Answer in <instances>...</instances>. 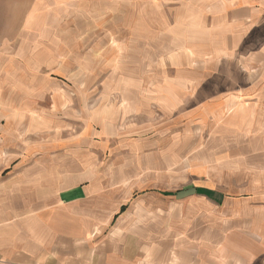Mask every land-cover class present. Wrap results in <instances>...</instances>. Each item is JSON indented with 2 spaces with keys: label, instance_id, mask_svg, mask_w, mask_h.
<instances>
[{
  "label": "crops",
  "instance_id": "obj_1",
  "mask_svg": "<svg viewBox=\"0 0 264 264\" xmlns=\"http://www.w3.org/2000/svg\"><path fill=\"white\" fill-rule=\"evenodd\" d=\"M172 7L182 41L166 67L145 65L135 94L96 96L75 127L48 122L30 144L0 114V264H264V131L249 128L264 119V0ZM204 110L254 133L257 155L187 158L178 187L179 157L152 152L177 151Z\"/></svg>",
  "mask_w": 264,
  "mask_h": 264
},
{
  "label": "rangeland",
  "instance_id": "obj_2",
  "mask_svg": "<svg viewBox=\"0 0 264 264\" xmlns=\"http://www.w3.org/2000/svg\"><path fill=\"white\" fill-rule=\"evenodd\" d=\"M172 2L0 0V114L6 113V126L25 129L21 138L30 144L37 128L54 126L67 132L75 127L80 106L90 112L97 106L96 96L135 94L137 88L131 85L142 76L145 65L159 62L166 67L172 58L167 52L176 48L174 42L182 41L171 38L170 16L176 0ZM160 3L163 6L156 5ZM160 48L162 56L155 53ZM78 94L84 95L83 104ZM209 114L206 110L196 114L194 136L179 139L177 151H171L164 140L161 153L152 152L157 157L162 154L164 161L179 157L178 187L188 185L182 165L187 158L202 164L223 153L220 148L237 146L238 150L228 149L227 161L238 166L237 160L257 155L246 149L255 141L251 142L254 133ZM253 127L264 131V119H254L250 130ZM190 142L194 149L186 151ZM209 144L213 149L207 151Z\"/></svg>",
  "mask_w": 264,
  "mask_h": 264
}]
</instances>
